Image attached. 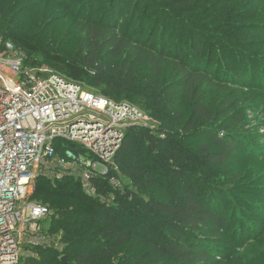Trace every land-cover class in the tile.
<instances>
[{"label":"trees","instance_id":"trees-1","mask_svg":"<svg viewBox=\"0 0 264 264\" xmlns=\"http://www.w3.org/2000/svg\"><path fill=\"white\" fill-rule=\"evenodd\" d=\"M71 2L14 0L4 12L6 34L0 33V39L24 52L27 64L59 74L65 71L61 61L79 59L84 70L93 74L91 85L100 94L115 102L129 99L158 127H127L116 156L123 177L137 190L131 193L132 200L125 191L113 204L89 198L74 178L35 180L29 200L53 212L48 231L61 234L63 250L38 247L25 264H219L215 248L208 243L233 225L235 213L226 216L232 207L225 206L224 200L250 208L262 194L244 158L246 144L240 133L216 126L220 116L204 100L208 86L221 96H231L233 89L212 84L200 68L203 55L198 45L193 59L178 47L171 56L168 44L158 50L154 42L158 25L150 26L151 34L145 35L142 24L146 57L128 33L133 24L88 28L90 39L85 41ZM204 2H210L209 12L222 7L221 20H230L226 0H141L140 5L155 9L159 22H169L177 13L201 18L203 13L194 8ZM188 40L182 38L183 46ZM135 60L146 61L145 75L133 68ZM233 73L237 80L242 71ZM209 167L217 170L219 185L204 179ZM101 178L99 192L104 194L110 188L107 176ZM155 188L164 190L168 201L152 197ZM63 257L69 262L64 263Z\"/></svg>","mask_w":264,"mask_h":264},{"label":"built area","instance_id":"built-area-1","mask_svg":"<svg viewBox=\"0 0 264 264\" xmlns=\"http://www.w3.org/2000/svg\"><path fill=\"white\" fill-rule=\"evenodd\" d=\"M27 62L0 39V264H25L38 247L63 250L61 234L48 231L53 212L29 200L39 176L74 178L86 196L113 204L125 188L116 156L127 127L144 116Z\"/></svg>","mask_w":264,"mask_h":264},{"label":"rangeland","instance_id":"rangeland-1","mask_svg":"<svg viewBox=\"0 0 264 264\" xmlns=\"http://www.w3.org/2000/svg\"><path fill=\"white\" fill-rule=\"evenodd\" d=\"M226 2L224 6L229 7L230 20H221L222 7L213 8L214 13L209 12L210 2H204V6L194 8L196 13H203H200L201 18L177 13L175 19L169 22H159V14L155 9L148 11L146 5H140L141 0H72L71 3L75 8L73 15L83 25L80 36L85 41L90 39V35L86 33L88 28L106 29L107 24L114 25L118 22L122 27L133 24L128 31L131 34L129 36L140 53L145 52L146 57L148 52L141 42L147 40H142L140 35L142 24L146 26L145 35L151 34L150 26L158 25L154 36L158 50L164 49L168 44V54L171 56H174L178 47L184 50L186 56L192 55L193 59L194 49L198 45L203 55L200 68L206 71L212 84L233 89L231 96H221L213 86H208L204 90V100L220 116L214 122L216 126L226 132L240 133L246 144L244 158L262 194L258 203L250 208L234 207L224 200L225 206L232 207L226 211V216L231 217L235 213L233 225L208 244L215 248L219 264H264V0ZM13 3L14 0H0V33L3 36L6 34L4 12ZM116 11H119L117 18ZM163 26H166L165 30ZM119 31L124 32L122 29ZM185 36L190 40L183 46L182 38ZM27 52L31 54L32 50L28 49ZM61 62L65 68L64 73L59 74L50 68L52 74L79 84L86 92L106 97L100 94V89L91 85L93 74L84 70L79 59ZM30 66L37 67L33 64ZM133 68L140 75H145L146 61L135 60ZM235 70L242 71L237 80L234 79ZM125 103L131 106L133 104L129 99ZM142 113L144 116L137 122L156 129L158 125L145 112ZM209 171L210 174L204 179L219 185L217 170L209 167ZM121 182L126 186L125 194L132 200L131 193L137 192L136 188L128 178H121ZM150 195L159 201H168L167 193L160 188L151 190Z\"/></svg>","mask_w":264,"mask_h":264},{"label":"water","instance_id":"water-1","mask_svg":"<svg viewBox=\"0 0 264 264\" xmlns=\"http://www.w3.org/2000/svg\"><path fill=\"white\" fill-rule=\"evenodd\" d=\"M67 260H68V258H67V257H63V258H62V261H63L64 263H66V262H67Z\"/></svg>","mask_w":264,"mask_h":264}]
</instances>
